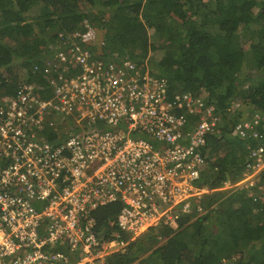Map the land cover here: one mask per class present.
<instances>
[{
    "label": "built area",
    "instance_id": "built-area-1",
    "mask_svg": "<svg viewBox=\"0 0 264 264\" xmlns=\"http://www.w3.org/2000/svg\"><path fill=\"white\" fill-rule=\"evenodd\" d=\"M94 40L75 34L69 52L44 64L51 97L39 98L22 71L16 96L0 99V264H108L128 251L125 239L176 231L202 213L195 202L207 192L203 150L221 125L216 107L172 92L136 62L97 57ZM71 69L83 72L70 78ZM260 126L258 115L235 126L249 159L243 179L225 186L264 194ZM116 202L119 213L99 227L96 212Z\"/></svg>",
    "mask_w": 264,
    "mask_h": 264
},
{
    "label": "trees",
    "instance_id": "trees-1",
    "mask_svg": "<svg viewBox=\"0 0 264 264\" xmlns=\"http://www.w3.org/2000/svg\"><path fill=\"white\" fill-rule=\"evenodd\" d=\"M89 31L97 57L136 62L172 92L206 96L221 119L203 150L202 216L183 217L176 231L150 229L108 264H264V194L222 190L243 179L249 159L235 126L258 115L264 134V0H0V99L16 96L22 71L39 98L51 97L44 64ZM120 210L100 208L98 226Z\"/></svg>",
    "mask_w": 264,
    "mask_h": 264
},
{
    "label": "rangeland",
    "instance_id": "rangeland-1",
    "mask_svg": "<svg viewBox=\"0 0 264 264\" xmlns=\"http://www.w3.org/2000/svg\"><path fill=\"white\" fill-rule=\"evenodd\" d=\"M143 17H144V16H143ZM149 33H150L151 36L154 34L151 30L149 31ZM153 54H154V53L150 54L151 60L154 59V61H155V60L157 61V60H160V58L162 57V54H161V53H160V54L158 53V54H155V55H153ZM152 61H153V60H152ZM17 70L19 71V69H17ZM151 70H152V69H151ZM18 71H17V72H18ZM21 73H22V72H21ZM230 183H231V182H230ZM228 186H229V185H227V186H225V187H222V190H223V191H228V190H231V189L234 188V186L231 187V188H229ZM204 188H207V187L205 186ZM202 190H203V189H202ZM206 191L208 192L209 189L207 188ZM207 192H205V193H207ZM195 213H196V215H197L198 212H195ZM196 215H195V216H196ZM200 216H202V213L200 214ZM198 218H199V217H197V218H195V219H198ZM159 228H162V227H159ZM159 228H156V229H159ZM148 231H149V230H148ZM161 239H162V238H161ZM161 239H160V241H161ZM125 240H126L128 243H130V244L133 242V241L131 242L130 239H125ZM135 240H136V239H135Z\"/></svg>",
    "mask_w": 264,
    "mask_h": 264
}]
</instances>
